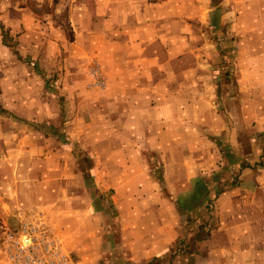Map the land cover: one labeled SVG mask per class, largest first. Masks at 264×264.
Wrapping results in <instances>:
<instances>
[{
    "label": "crops",
    "instance_id": "0c3cea01",
    "mask_svg": "<svg viewBox=\"0 0 264 264\" xmlns=\"http://www.w3.org/2000/svg\"><path fill=\"white\" fill-rule=\"evenodd\" d=\"M43 6L54 12H40ZM89 25L92 48L107 49L108 97L122 98L119 123L113 125L119 135L112 139L126 147L131 163L119 178L128 177L130 188L129 194L121 188L113 201L117 218L108 221V233L104 211H66L58 233L68 264H160L163 259L166 264L181 238L179 203L193 199L198 185H207L219 161L229 168L218 188L209 186L211 193L221 192L219 227L199 242L204 252L194 254L193 264H264V169L257 164L264 158L258 138H250L249 152L237 153L230 163L221 150L201 157L195 152L211 140L219 143L217 135L228 128H248L245 114L254 121L264 112V0H0L1 87H13L18 73L21 80L26 72L21 56L59 48L67 62L68 49L84 48ZM69 28L75 33L71 42ZM11 47L20 51L19 58ZM227 140L225 145H235ZM105 141L110 144L109 136ZM181 141L187 152H181ZM143 150L157 152L165 162L161 181L142 169Z\"/></svg>",
    "mask_w": 264,
    "mask_h": 264
},
{
    "label": "rangeland",
    "instance_id": "374dc122",
    "mask_svg": "<svg viewBox=\"0 0 264 264\" xmlns=\"http://www.w3.org/2000/svg\"><path fill=\"white\" fill-rule=\"evenodd\" d=\"M42 11L49 13L54 12V9L53 6H43L40 12ZM182 16L181 19H185ZM166 19L165 17L164 20ZM196 25L199 27L200 23L197 22ZM88 27L90 32L84 33V48L68 49L67 62L64 60L65 50L59 48L46 50L47 55H41V51L39 55H27L25 58L21 56L20 62L26 69L21 74V80L18 73L19 80L14 82L13 87L12 83H7L11 87L9 90L0 85L2 264H11L6 256L5 231L17 233L27 219L45 222L60 240L68 260L62 234L58 233L62 217L69 215L66 211H72L75 207L78 210L80 207L88 208L90 214L97 212V215L104 211L103 221L107 224L117 218L113 201L118 191L122 188L129 192L130 183L126 180L128 177L119 176L124 175V169L130 167L131 162L126 157V147L118 145L112 139L119 135L113 125L119 123L116 120V109L123 110L120 102L122 98L108 97L107 49L92 48L91 27ZM74 36V31L69 28L68 42ZM8 40L13 42L11 37ZM13 53H16V57L21 55L19 50ZM217 89L220 93L221 87ZM220 98L219 94L217 101H221ZM257 115V120L254 118L251 121V114H245L243 122L245 127L246 123L249 124L248 128L226 129L217 135L219 143L211 140L204 149L202 146L198 147L196 156L201 157V152L213 151L219 155L221 150L222 159H227L230 163L237 153H248L247 141L256 137L259 152L264 158V112ZM120 116L122 117V113ZM257 126L260 130L253 132V127ZM108 136L110 144L105 141ZM224 137L228 140L232 138L235 145H225ZM180 147L183 149L182 153L188 151V146L182 141ZM156 153L143 150L146 164L142 169L146 170L151 180L161 181L165 162ZM171 154L169 151V155ZM221 163L219 161L213 164L210 176L205 179L207 185H198L193 199L179 203L181 238L171 248L165 259L166 264H193L194 254L204 252L200 251L199 242L206 241L219 227L220 213L216 199L221 192L217 190L211 193L209 186L218 188L217 181L222 180L226 172L229 173V168L225 170L224 164L219 166ZM257 164L264 169V161ZM134 199H129L128 196L127 201L135 202ZM104 207H108V210ZM107 228L108 224L105 226L106 233L110 231ZM206 248L208 249L207 245ZM163 263L164 259L160 264Z\"/></svg>",
    "mask_w": 264,
    "mask_h": 264
},
{
    "label": "built area",
    "instance_id": "2783aa9c",
    "mask_svg": "<svg viewBox=\"0 0 264 264\" xmlns=\"http://www.w3.org/2000/svg\"><path fill=\"white\" fill-rule=\"evenodd\" d=\"M4 245L11 264H68L57 236L41 220H24L17 233L5 231Z\"/></svg>",
    "mask_w": 264,
    "mask_h": 264
},
{
    "label": "bare ground",
    "instance_id": "6f19581e",
    "mask_svg": "<svg viewBox=\"0 0 264 264\" xmlns=\"http://www.w3.org/2000/svg\"><path fill=\"white\" fill-rule=\"evenodd\" d=\"M58 239V238H57ZM58 241L60 242V240L58 239ZM63 250V249H62Z\"/></svg>",
    "mask_w": 264,
    "mask_h": 264
}]
</instances>
